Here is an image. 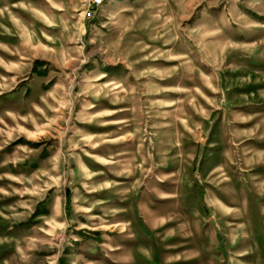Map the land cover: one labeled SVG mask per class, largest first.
I'll return each mask as SVG.
<instances>
[{
	"label": "rangeland",
	"instance_id": "obj_1",
	"mask_svg": "<svg viewBox=\"0 0 264 264\" xmlns=\"http://www.w3.org/2000/svg\"><path fill=\"white\" fill-rule=\"evenodd\" d=\"M0 264H264V0H0Z\"/></svg>",
	"mask_w": 264,
	"mask_h": 264
}]
</instances>
